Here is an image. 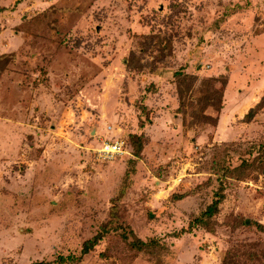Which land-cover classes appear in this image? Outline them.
<instances>
[{
  "label": "rangeland",
  "instance_id": "374dc122",
  "mask_svg": "<svg viewBox=\"0 0 264 264\" xmlns=\"http://www.w3.org/2000/svg\"><path fill=\"white\" fill-rule=\"evenodd\" d=\"M0 57V264L264 247V0H0Z\"/></svg>",
  "mask_w": 264,
  "mask_h": 264
},
{
  "label": "trees",
  "instance_id": "16d2710c",
  "mask_svg": "<svg viewBox=\"0 0 264 264\" xmlns=\"http://www.w3.org/2000/svg\"><path fill=\"white\" fill-rule=\"evenodd\" d=\"M16 2L19 0H15ZM3 57V56H1ZM0 57V58H1ZM260 107H263L264 105H261V102L258 104ZM252 107L248 110V112L245 114L244 119L249 121L253 118L255 115V112H257V106ZM130 140L132 139V145L134 144L135 149L134 152L139 153L141 150V141L139 140V136L135 134L130 135ZM222 194L219 192L214 193V197L212 201L206 205V207L196 216L193 220L190 221L188 226L191 225H203V227L209 226V221L211 218L217 213L218 211V204L221 200ZM241 224H247L250 226H254L257 230L264 233V225L258 221L252 220V219H243L241 221ZM187 230L181 229L179 232H176L174 235L179 236L181 233L186 232ZM133 233V232H132ZM134 234V233H133ZM100 235L96 234L94 237H92L89 240H86L82 247V252H87L99 239ZM153 243V240L150 241H143L140 239L134 240L131 245L137 249H143L144 247H147L149 244ZM233 251H228L227 254L223 258L222 264H264V247L259 248L258 250H250L247 252L244 256L242 254L235 253ZM74 257L71 255H67L65 257L58 256V262L57 264H62L67 260L73 259ZM30 264H49L48 262L44 261H34Z\"/></svg>",
  "mask_w": 264,
  "mask_h": 264
},
{
  "label": "built area",
  "instance_id": "2783aa9c",
  "mask_svg": "<svg viewBox=\"0 0 264 264\" xmlns=\"http://www.w3.org/2000/svg\"><path fill=\"white\" fill-rule=\"evenodd\" d=\"M100 149L101 151L97 149V153L99 152V155L104 158L112 157L114 154L122 153V149L118 142L104 143Z\"/></svg>",
  "mask_w": 264,
  "mask_h": 264
},
{
  "label": "crops",
  "instance_id": "0c3cea01",
  "mask_svg": "<svg viewBox=\"0 0 264 264\" xmlns=\"http://www.w3.org/2000/svg\"><path fill=\"white\" fill-rule=\"evenodd\" d=\"M114 142H118L119 144H120V147H121V149H122V153L124 152V153H128V147H129V144H128V142L125 140V139H123L122 137H118V138H115V140H113V141H111V142H105V143H114ZM127 142V143H126ZM102 144H104V143H101V145L99 146V147H101L102 146ZM98 147V148H99ZM126 147V148H125ZM141 149H142V142H141ZM120 155V154H119ZM115 156H118V154H114L113 156H112V158L113 157H115Z\"/></svg>",
  "mask_w": 264,
  "mask_h": 264
}]
</instances>
